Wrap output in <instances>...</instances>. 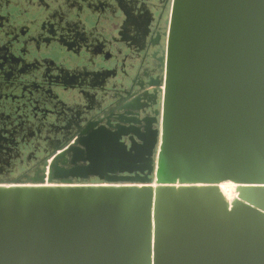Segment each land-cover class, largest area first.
I'll return each instance as SVG.
<instances>
[{
    "label": "water",
    "instance_id": "1",
    "mask_svg": "<svg viewBox=\"0 0 264 264\" xmlns=\"http://www.w3.org/2000/svg\"><path fill=\"white\" fill-rule=\"evenodd\" d=\"M170 9L161 78L136 97L98 48L108 14L81 16L55 94L30 101L106 119L50 147L26 181L0 182V264H264V0Z\"/></svg>",
    "mask_w": 264,
    "mask_h": 264
},
{
    "label": "flooded vegetation",
    "instance_id": "2",
    "mask_svg": "<svg viewBox=\"0 0 264 264\" xmlns=\"http://www.w3.org/2000/svg\"><path fill=\"white\" fill-rule=\"evenodd\" d=\"M171 1L0 0V99L21 93L29 99L17 108L0 106V182L26 181L43 168L50 147L75 136L88 122L106 119L97 105L91 113H69L61 110L65 106L51 109L38 99L30 101L32 91L55 94L54 59L71 47L75 34L83 33L81 16L108 14L112 33L109 41L97 36L98 48L112 61L117 89L136 97L161 78Z\"/></svg>",
    "mask_w": 264,
    "mask_h": 264
},
{
    "label": "rangeland",
    "instance_id": "3",
    "mask_svg": "<svg viewBox=\"0 0 264 264\" xmlns=\"http://www.w3.org/2000/svg\"><path fill=\"white\" fill-rule=\"evenodd\" d=\"M220 187L228 200H231L233 196L236 195V185L231 183H223L220 185Z\"/></svg>",
    "mask_w": 264,
    "mask_h": 264
},
{
    "label": "bare ground",
    "instance_id": "4",
    "mask_svg": "<svg viewBox=\"0 0 264 264\" xmlns=\"http://www.w3.org/2000/svg\"><path fill=\"white\" fill-rule=\"evenodd\" d=\"M227 183H230V182H227ZM222 184H223V183H222ZM231 184H233V183H231ZM234 185H235V184H234ZM234 196H235V195H234ZM234 196H233V197H234ZM226 198H227V197H226Z\"/></svg>",
    "mask_w": 264,
    "mask_h": 264
}]
</instances>
